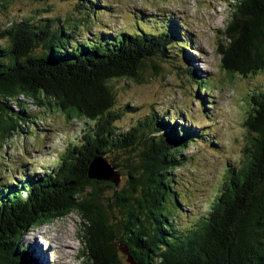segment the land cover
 I'll return each mask as SVG.
<instances>
[{
    "label": "trees",
    "instance_id": "1",
    "mask_svg": "<svg viewBox=\"0 0 264 264\" xmlns=\"http://www.w3.org/2000/svg\"><path fill=\"white\" fill-rule=\"evenodd\" d=\"M233 8L222 34L228 42L218 50L221 67L231 77L258 74L264 70V0H235ZM56 19H24L0 31V42L5 40L0 43V145L36 118L24 111L20 98L89 125L76 142L55 152L60 153L52 169L0 183V264H33L20 243L27 230L73 212L82 219L83 264H128L127 254L133 264H264V91L251 96L243 122L250 135L245 159L227 170L206 214L179 230L164 204L168 174L178 167L176 154L186 147L187 136L167 127L170 122L152 128L147 118L118 132L115 122L123 110L114 108L111 84L120 79L140 84L145 62L166 58L175 32L140 28L77 40L72 28L65 29L66 20ZM84 23L78 19L72 27ZM119 151H135L136 160L125 162L126 185L105 206L99 185H113L89 180L87 168L103 155L120 174L121 164L111 156ZM119 248L127 251L125 261Z\"/></svg>",
    "mask_w": 264,
    "mask_h": 264
},
{
    "label": "rangeland",
    "instance_id": "2",
    "mask_svg": "<svg viewBox=\"0 0 264 264\" xmlns=\"http://www.w3.org/2000/svg\"><path fill=\"white\" fill-rule=\"evenodd\" d=\"M234 1L0 0V31L24 19L39 22L57 18L59 23L66 20L69 26L65 29L72 28L77 40L133 33L140 28L146 32H175L176 40L170 39L166 58L153 57L145 62L140 84L125 79L111 84L116 94L114 108L123 110L115 122L118 132L124 133L136 121L147 118L152 128H159L157 122H170L167 127L187 136L186 147L176 154L179 165L168 174L164 204L175 226L187 230L206 214L226 181L227 170H236L245 159L250 135L243 122L251 111V96L264 91V70L247 77H231L221 67L218 50L228 42L222 34L231 19ZM78 19H85L84 25L72 27ZM0 43L5 44V40ZM20 99L24 111L36 118L33 123L32 118L27 119L22 132L0 145L1 184H10L13 176L17 179L52 169L60 153L55 152L63 144L76 142L89 125L81 120L68 121L56 109L38 108L30 100ZM9 105L13 111L21 108ZM136 155L135 151L111 155L121 164L119 183H111L112 189L99 185L101 204H109L112 194L125 187V162L136 160ZM110 213L119 217L116 209H110ZM81 222L73 212L28 229L20 240L25 257L33 264H83L87 250ZM119 255L125 261L123 248H119Z\"/></svg>",
    "mask_w": 264,
    "mask_h": 264
},
{
    "label": "water",
    "instance_id": "3",
    "mask_svg": "<svg viewBox=\"0 0 264 264\" xmlns=\"http://www.w3.org/2000/svg\"><path fill=\"white\" fill-rule=\"evenodd\" d=\"M87 178L98 182H110L114 186H117L119 183V174L117 170L114 169L103 155L96 156L91 160L87 168ZM125 253L127 254V251H125ZM127 262L128 264H133L128 254Z\"/></svg>",
    "mask_w": 264,
    "mask_h": 264
},
{
    "label": "bare ground",
    "instance_id": "4",
    "mask_svg": "<svg viewBox=\"0 0 264 264\" xmlns=\"http://www.w3.org/2000/svg\"><path fill=\"white\" fill-rule=\"evenodd\" d=\"M34 245H36V244H34ZM37 246V245H36ZM38 251V248L36 249V252Z\"/></svg>",
    "mask_w": 264,
    "mask_h": 264
}]
</instances>
